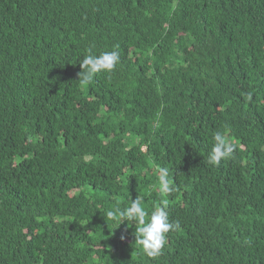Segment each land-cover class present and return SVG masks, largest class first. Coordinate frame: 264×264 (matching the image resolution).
Returning <instances> with one entry per match:
<instances>
[{"label":"trees","instance_id":"trees-1","mask_svg":"<svg viewBox=\"0 0 264 264\" xmlns=\"http://www.w3.org/2000/svg\"><path fill=\"white\" fill-rule=\"evenodd\" d=\"M263 179L264 0H0V264H264ZM138 196L155 258L105 215Z\"/></svg>","mask_w":264,"mask_h":264},{"label":"clouds","instance_id":"clouds-1","mask_svg":"<svg viewBox=\"0 0 264 264\" xmlns=\"http://www.w3.org/2000/svg\"><path fill=\"white\" fill-rule=\"evenodd\" d=\"M118 45L114 49H118ZM89 54L84 56L80 61L82 72L79 74V82L87 85L93 76L101 71L110 73L119 62V52L116 50L105 51L99 55ZM236 150V146L229 141L224 132L217 131L213 136V145L208 156V163L218 165L221 159L231 158ZM158 193L170 194L176 190L173 180L170 178L169 171L166 167H158ZM155 207L150 216L143 207L141 197L138 196L123 209L117 207L115 210H107L105 215L109 219L115 220L119 225L125 221L135 222L136 231L135 244L138 245L143 253L155 258L160 255L164 245L166 244V234L170 230H178L179 222H170L168 213L163 205ZM146 216L149 218L146 220Z\"/></svg>","mask_w":264,"mask_h":264},{"label":"bare ground","instance_id":"bare-ground-1","mask_svg":"<svg viewBox=\"0 0 264 264\" xmlns=\"http://www.w3.org/2000/svg\"><path fill=\"white\" fill-rule=\"evenodd\" d=\"M257 59V58H256ZM254 169V168H253ZM242 170V169H241ZM245 172V171H244ZM261 172V171H260ZM264 180V179H263ZM251 181V180H250ZM258 181V180H257ZM256 183V182H255ZM262 184H263V182H262ZM263 194V193H262Z\"/></svg>","mask_w":264,"mask_h":264}]
</instances>
